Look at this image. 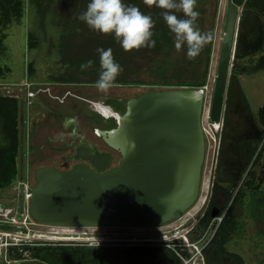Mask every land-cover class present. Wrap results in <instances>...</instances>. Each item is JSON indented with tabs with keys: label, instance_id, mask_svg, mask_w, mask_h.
Listing matches in <instances>:
<instances>
[{
	"label": "rangeland",
	"instance_id": "obj_1",
	"mask_svg": "<svg viewBox=\"0 0 264 264\" xmlns=\"http://www.w3.org/2000/svg\"><path fill=\"white\" fill-rule=\"evenodd\" d=\"M174 1L176 2L173 10L175 14L174 24L176 34L179 37L178 43L171 48H165L163 53L159 55L148 53L147 55L138 56L135 59L138 69L135 71L133 68V72L128 75L129 80L138 83H110V85L95 87L93 92L98 96L125 99L129 96H137L150 88L166 89L179 87L170 85L172 83L182 81L201 82L204 79V73L207 71L206 82L202 86L205 94L203 115L205 114L206 118L205 120L202 118V126L206 133V155L197 202L180 218L162 226L71 227L64 229L39 224L31 218V221L35 223H28L31 229L30 238L34 239L33 235L37 238V234L40 232L45 233L46 237H50L71 236L80 231H89L93 235H107L111 239H115L118 244L125 243L127 239V242L130 243H143L138 240L145 237L155 238L156 240L162 239V243L169 242V240L177 242L178 239L183 242L185 238L191 242H196L199 239L200 228H195L191 231L187 230L196 224L205 211L211 195L212 183L218 181L222 186H227L240 175L242 167L238 161V142L239 139H242L241 133L245 130L244 126L247 124V120L250 123H254L257 128L260 126L256 116L258 109L264 105V69L253 73L245 72L243 79L239 80V83L236 81L235 85L234 82L233 87L236 90L232 89V94L225 93L224 96L225 105L222 120L219 123L210 122L209 111L220 60L227 0ZM262 10L255 9L254 12L260 18L259 23L264 29V9L262 8ZM188 16H192L195 21L187 28L185 27V22ZM28 31H32L36 38V46L31 49L27 46ZM81 36V34L60 33L56 27L50 26L49 22L39 21L34 15L31 0H23V16L19 22L13 21L5 27L0 26V38L2 39L0 65L7 66L9 70L0 75V95H14L21 103L20 114L18 113L20 130V144L17 156L18 175L11 185L0 190V206L8 209L7 212L3 211L1 213L0 218H10L11 220L14 218L12 220L14 224H19V221H21L18 216L16 217L19 184L24 182L32 187L35 183L33 174L36 165L29 164V159L27 160L26 155L27 146L32 144L30 139L31 132L28 134L29 128L33 131L32 135L35 138V144L44 143L47 138L54 137L53 135L57 134L58 130H61V123L56 126L55 117L51 112L52 107L59 108L61 103L57 99L49 98L46 94L33 97L27 96L22 89V83L26 80H88L96 82L106 78V72L103 71L91 70L84 72L85 74L81 73V67H87L84 61L80 60L81 53L78 42L82 41L83 37ZM261 36L260 42L264 43V30ZM100 37L104 36L101 35ZM208 53H210V61L207 68L206 56ZM234 59L233 55L232 63ZM237 61L241 66L255 61V56L251 54ZM29 62H32V72L27 69ZM239 90L243 92V95L237 96V98H240V100H237L235 92L237 93ZM65 101L69 104L72 99L67 97ZM240 101L247 107L245 112L235 107L237 102ZM65 114L68 115L66 112ZM76 114L80 115L78 112ZM54 123L55 125L52 126ZM69 130L70 128L67 126L65 131L68 132ZM1 138L0 134V141ZM252 170L257 177L250 178L247 175V171H245L240 179L241 181L238 183L239 188L244 189L243 202L240 204L235 203L231 211L235 216L234 218L241 223V227L233 231L230 241L226 243V249L239 254L243 258V264H264V181L260 184V190H255L252 195L250 190L246 188V183H244L248 179H250L249 181L256 179L257 181H253L255 183L261 177L264 179V150ZM233 195H235V190ZM11 201L13 206L8 205ZM214 224L215 226L218 224L217 220ZM210 231H213V227ZM210 234L200 241L198 245H203ZM18 235L20 234L12 232L7 238L13 240ZM133 238L137 240L133 241ZM59 242L62 243L61 240H56V243ZM155 242L160 243L161 241ZM203 256L204 264H206L204 252ZM190 264H194L193 261ZM219 264L235 263L232 260L221 257Z\"/></svg>",
	"mask_w": 264,
	"mask_h": 264
},
{
	"label": "water",
	"instance_id": "obj_2",
	"mask_svg": "<svg viewBox=\"0 0 264 264\" xmlns=\"http://www.w3.org/2000/svg\"><path fill=\"white\" fill-rule=\"evenodd\" d=\"M239 10L227 1L209 113L212 123L222 120ZM244 68L249 73L263 70L264 53ZM98 106L114 123L95 128V133L119 153V160L96 152L89 156L94 168L76 164L65 172L53 167L36 169L26 204L30 218L55 227H149L180 218L197 202L202 184L206 155L203 88H150L127 99L123 113ZM19 195L20 215L23 186ZM218 214L213 209L211 217ZM25 263L46 264L35 259ZM0 264L8 263L3 259Z\"/></svg>",
	"mask_w": 264,
	"mask_h": 264
},
{
	"label": "trees",
	"instance_id": "obj_3",
	"mask_svg": "<svg viewBox=\"0 0 264 264\" xmlns=\"http://www.w3.org/2000/svg\"><path fill=\"white\" fill-rule=\"evenodd\" d=\"M174 0H31L34 15L39 21L49 22L64 34H81L78 42L83 60L87 67H81V73L91 70L106 72L102 83L134 84L128 75L138 69V56L159 55L165 48H171L178 43L179 37L175 31ZM247 10L261 11V2L254 0H233ZM258 4V5H257ZM245 11V12H244ZM244 14L239 20L237 44L234 61L229 77L228 92L231 94L232 85L237 81L238 73H245V64L239 65L238 59L246 55L240 47V37L246 22ZM23 16V0H0V26L5 27L13 21H20ZM94 18V19H92ZM195 21L188 16L185 27ZM100 33V34H98ZM103 35L104 37H100ZM29 49L36 46V38L32 31L27 34ZM2 39L0 38V49ZM264 53V43H259L253 54ZM84 58V59H83ZM210 53L206 56L208 68ZM29 72L33 71L32 62L27 65ZM207 70V69H206ZM9 71L7 66L0 65V75ZM73 71V70H72ZM78 72V71H77ZM79 74V73H78ZM207 71L201 82L182 81L172 83L179 87H202L205 85ZM18 104L15 99L0 95V190L11 185L18 175L17 156L20 144L18 124ZM259 122L260 136L256 138H242L238 142L239 164L242 170L237 179L227 186L218 181L212 183L210 198L204 215L193 229L200 228L202 233L212 222L211 212L219 210L217 216L221 221L213 226L214 233L203 252L206 264H219V259L226 258L235 264H243V258L226 249L233 231L240 229L241 223L236 220L231 209L235 203L243 202L244 189L239 188V181L245 171L251 178L256 176L252 168L259 160L264 150V105L258 109L256 116ZM225 125V124H224ZM258 142V143H257ZM257 177V176H256ZM219 178V177H218ZM247 180V179H246ZM245 184L251 195L260 190L261 177ZM235 190V195L233 191ZM254 202V200H252ZM231 202V203H230ZM230 203V205H229ZM17 251L13 254L16 257ZM32 257L48 261L52 264H182L176 252L163 245H132V246H65L63 248H49L33 250Z\"/></svg>",
	"mask_w": 264,
	"mask_h": 264
},
{
	"label": "flooded vegetation",
	"instance_id": "obj_4",
	"mask_svg": "<svg viewBox=\"0 0 264 264\" xmlns=\"http://www.w3.org/2000/svg\"><path fill=\"white\" fill-rule=\"evenodd\" d=\"M228 1V0H227ZM233 2V0H231ZM258 1V0H254ZM261 4H259L261 11L264 8V0H259ZM234 3V2H233ZM235 4V3H234ZM258 5V4H257ZM227 6V5H226ZM238 6V5H237ZM240 7V6H238ZM244 8L240 7L238 16L239 20L243 13ZM245 12V11H244ZM226 14V10H225ZM250 15H256V13L252 10H247L244 14V17L247 19ZM257 16V15H256ZM244 35H241L240 46L244 45L247 57L257 49L259 43H261V35H256L252 37L251 41ZM237 44V42H236ZM242 57V58H244ZM256 60V58H255ZM251 61L249 63H253ZM24 94L27 96H42V94H46L49 98L57 99L59 101V108L52 107L51 112L55 117L56 126L60 124L61 130L57 131V134L53 135L52 138H47L44 143L35 144V138L32 135L33 131L29 128L31 132V146L28 145V151L26 152L27 160L29 159V164H35V171L40 167H53L55 170L60 172H65L71 169L76 164H85L90 168H94L93 163L91 161L90 155L94 153L103 152L110 153L112 155V161L119 160L120 155L118 152L110 148L104 140L95 133V128L105 129L106 127L112 125L114 123V119L104 114L99 109V104L103 106H109L113 110L123 113L124 111V102L128 98H120V97H110V96H98L94 94L93 90L95 87L100 85H110V83H102V82H93L88 80H77V81H67V80H26L22 83ZM30 93V94H29ZM138 96V95H137ZM8 97L15 99L18 104V111L20 114V102L14 95H9ZM69 97L72 101L68 104L65 99ZM63 99V100H61ZM98 104V105H97ZM65 110V111H64ZM64 111V112H63ZM68 113V115L65 114ZM80 113L76 114V113ZM70 113V114H69ZM108 117V118H107ZM248 119V118H247ZM61 120V121H60ZM106 121V122H105ZM52 124V126L55 125ZM19 124H17V128L19 130ZM71 125V126H70ZM32 126V125H31ZM69 126L70 130L68 132L65 131V128ZM33 127V126H32ZM243 132L240 134L241 138H251V137H259L260 129L257 128L254 123H250L247 120V124L244 126ZM37 134V133H36ZM20 137V130H19ZM240 138V137H239ZM34 171V178H35ZM32 178V174H31ZM19 194V192H18ZM17 206L19 209L21 196H17ZM25 202V200H24ZM13 202L11 201L9 206H13ZM25 209V203H24ZM24 211V210H23ZM23 213V212H22ZM21 213V214H22ZM21 214L19 216H21ZM204 215V212L202 216ZM201 216V217H202ZM200 218L196 222H199ZM195 224V225H196ZM194 225V226H195ZM193 226V227H194ZM4 239L7 241H11V238H4L0 236V262L4 259L8 264H30L25 263L29 260H39L46 264H52L48 261L41 260L38 258L32 257L33 250L41 249L43 251L49 248H63L65 246H74L70 243H52V242H40V243H23L21 245H1ZM175 241V240H174ZM55 244V245H54ZM109 246V245H107ZM110 246H132L126 244H111ZM85 247V246H84ZM17 251L16 257L14 258L13 254Z\"/></svg>",
	"mask_w": 264,
	"mask_h": 264
},
{
	"label": "built area",
	"instance_id": "obj_5",
	"mask_svg": "<svg viewBox=\"0 0 264 264\" xmlns=\"http://www.w3.org/2000/svg\"><path fill=\"white\" fill-rule=\"evenodd\" d=\"M204 133H205V130H204ZM26 181H28V179H26ZM21 186H23L24 188V200H25L24 203L26 206L28 198L30 196L31 186H29L27 183L22 182L19 184L18 192ZM3 211L7 212L8 209L0 206V215ZM17 216L19 220H21L19 221L20 222L19 224H14L12 222L14 218H12V220L10 218H0V235L1 236L6 238L8 235L12 234V232H16L20 234L17 237H15L13 240L10 239L11 241H7L6 239H4L1 245H9V244L10 245H21L23 243H29V242L30 243H40V242L56 243V240H61L62 243H70L71 245L85 246V247H103V246L117 243L115 239H111L107 235H104V234L93 235L92 232H89V231H80L77 234L71 235V236H50V237H46L45 233L40 232L37 234V238L36 236L33 235L34 237L33 239L29 237L31 229L28 226V223L30 222L35 223V222L31 221V218L26 210V207L23 213L21 214V216H19V212L17 210L16 217ZM221 219H222V216H216L215 218H213L209 226L202 233L199 234V239L196 242H191L187 238H185L183 242L182 240L178 239L177 242L174 240H169V242L162 243V239L156 240L155 238L145 237V238H141L138 240V241H142L143 243H130V242H127L128 241L127 239V241L124 244L126 245H137V244L163 245V246L172 248L176 252L177 256L180 258V260L182 261V264H190V262L192 261L194 264H204L203 249L208 244L209 240L211 239L214 233V230L211 232L210 229L216 224V223L214 224L216 220L219 223ZM60 228L69 229L71 227H60ZM73 228H82V227H73ZM88 228H94V227H88ZM192 229L193 227L188 229L187 231H191ZM209 231L211 232V234ZM209 234L210 236L208 240L204 242L203 245L199 246L198 243L204 240ZM46 239L47 241H45ZM48 240H51V241H48ZM132 240L136 241L137 239L133 238ZM155 241H161V242L157 243Z\"/></svg>",
	"mask_w": 264,
	"mask_h": 264
},
{
	"label": "crops",
	"instance_id": "obj_6",
	"mask_svg": "<svg viewBox=\"0 0 264 264\" xmlns=\"http://www.w3.org/2000/svg\"><path fill=\"white\" fill-rule=\"evenodd\" d=\"M257 22H258V26H257ZM259 22H260V18H258V16H256V15H250V17L246 19V22L243 25L242 30H241V32L244 31V32L241 33V35L244 34L243 38L246 37L248 39V41H251L252 40V37H254L256 35H262L264 29L262 28V25ZM238 28H239V25H238ZM237 35H238V29H237ZM240 47H241V49H242L243 52L246 51L245 48H244V45H242ZM259 55L260 54H255L254 56H255V58H257ZM243 76H244V73H238L236 75V78H237V82L238 83H239V80H242L243 79ZM235 85H236V82H235ZM233 86H234V84L232 85V89L235 91L236 88L233 87ZM231 94H232V92H231ZM235 94H236V98H237V96H240V94L243 95V92L241 90H239V91H237V93L235 92ZM237 100H240V98L238 97ZM235 107L238 108L241 111L243 110L244 112L247 110L246 105L242 101L237 102V104L235 105Z\"/></svg>",
	"mask_w": 264,
	"mask_h": 264
},
{
	"label": "bare ground",
	"instance_id": "obj_7",
	"mask_svg": "<svg viewBox=\"0 0 264 264\" xmlns=\"http://www.w3.org/2000/svg\"><path fill=\"white\" fill-rule=\"evenodd\" d=\"M204 100H205V94H204ZM209 113H210V111H209ZM203 116H204L203 119L205 120L206 115L204 114ZM107 118H108V117H107ZM105 122H106V121H105Z\"/></svg>",
	"mask_w": 264,
	"mask_h": 264
}]
</instances>
